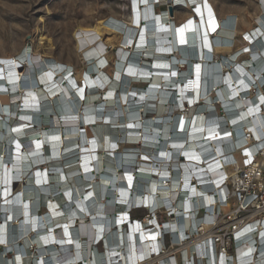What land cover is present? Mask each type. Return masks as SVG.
<instances>
[{
  "label": "bare ground",
  "instance_id": "6f19581e",
  "mask_svg": "<svg viewBox=\"0 0 264 264\" xmlns=\"http://www.w3.org/2000/svg\"><path fill=\"white\" fill-rule=\"evenodd\" d=\"M164 1L75 27L79 78L37 49L0 63L6 264H264V202L229 189L264 188V0L247 30L210 0Z\"/></svg>",
  "mask_w": 264,
  "mask_h": 264
},
{
  "label": "rangeland",
  "instance_id": "374dc122",
  "mask_svg": "<svg viewBox=\"0 0 264 264\" xmlns=\"http://www.w3.org/2000/svg\"><path fill=\"white\" fill-rule=\"evenodd\" d=\"M258 1L210 0L218 16L235 14L237 23L234 28L242 30H247L248 21L251 26L258 24L259 16H255L261 7ZM128 2L129 0H0V63L7 64L5 61L8 56L13 57L20 48H22L21 52L24 48L29 51L37 49L52 54L62 61L70 62L73 76L79 78L86 70L84 61L87 58L84 56V51L75 50V29L79 25L91 24L106 15L114 14L125 18L129 13ZM166 3L170 4L164 1L160 3L162 4L160 7L166 8ZM187 13L186 8L175 6L172 16L178 22ZM252 30L249 29V32ZM38 34H42L45 39L40 41ZM238 37H244V33L236 36V43L241 45L242 41L240 39L238 41ZM107 45L105 44L103 53L108 51L112 53L109 58V61H112V58H117V48L113 49ZM24 68L22 64L19 69L22 71ZM14 184V187H17L18 183ZM146 212L144 209H136L130 214L141 220ZM158 215L159 218L165 217L161 213ZM3 250L5 251L0 255V264H6L5 260L10 254L7 248L2 247L0 251Z\"/></svg>",
  "mask_w": 264,
  "mask_h": 264
},
{
  "label": "built area",
  "instance_id": "2783aa9c",
  "mask_svg": "<svg viewBox=\"0 0 264 264\" xmlns=\"http://www.w3.org/2000/svg\"><path fill=\"white\" fill-rule=\"evenodd\" d=\"M261 175L264 177V170L261 171ZM244 178L245 181L247 182L245 186H241V189H239L238 187H234L233 183H229V189L232 190L233 193L232 196H236L238 198V200L241 199V197H247L249 195H252L255 193V196L253 197L252 200H256L258 202H264V188L261 189L259 186V182H255L253 180H248L245 177L244 174ZM236 194V195H235ZM251 202V200L245 205V206H240L241 208H239V212H237V216L234 219H230V216L228 215H224L225 219H226V223L229 225L228 230H219V231H215V234H222V241L220 238H218L217 240H215L216 243H218V249L219 252L221 253L222 250H227L229 252L233 253V240H234V235L232 233V230L235 228V221H237L238 218H242L244 219L249 213L245 210H247V205ZM241 219V220H242ZM161 224H163V221L161 222ZM170 239V237H169ZM233 255V254H231Z\"/></svg>",
  "mask_w": 264,
  "mask_h": 264
},
{
  "label": "crops",
  "instance_id": "0c3cea01",
  "mask_svg": "<svg viewBox=\"0 0 264 264\" xmlns=\"http://www.w3.org/2000/svg\"><path fill=\"white\" fill-rule=\"evenodd\" d=\"M169 1H171V0H168V2H169ZM163 4H164V3H163ZM160 5H162V4H159L158 6H156V9H157V10H160V12L162 13V11H164L165 8H161ZM179 6H180V5H179ZM172 7H175V4H174V6H172ZM182 7L185 8V6H182Z\"/></svg>",
  "mask_w": 264,
  "mask_h": 264
},
{
  "label": "water",
  "instance_id": "95a60500",
  "mask_svg": "<svg viewBox=\"0 0 264 264\" xmlns=\"http://www.w3.org/2000/svg\"><path fill=\"white\" fill-rule=\"evenodd\" d=\"M168 8H169V11H170V12H172V8H171V5H169V6H168Z\"/></svg>",
  "mask_w": 264,
  "mask_h": 264
},
{
  "label": "trees",
  "instance_id": "16d2710c",
  "mask_svg": "<svg viewBox=\"0 0 264 264\" xmlns=\"http://www.w3.org/2000/svg\"><path fill=\"white\" fill-rule=\"evenodd\" d=\"M75 81V80H74ZM137 209H139V208H137ZM136 210V209H135Z\"/></svg>",
  "mask_w": 264,
  "mask_h": 264
}]
</instances>
